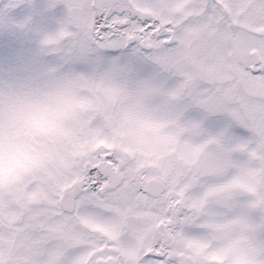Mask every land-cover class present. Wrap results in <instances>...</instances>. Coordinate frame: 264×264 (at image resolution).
I'll list each match as a JSON object with an SVG mask.
<instances>
[{"label": "snow or ice", "instance_id": "6c2138e0", "mask_svg": "<svg viewBox=\"0 0 264 264\" xmlns=\"http://www.w3.org/2000/svg\"><path fill=\"white\" fill-rule=\"evenodd\" d=\"M57 5L0 79V264H264V0Z\"/></svg>", "mask_w": 264, "mask_h": 264}, {"label": "rangeland", "instance_id": "374dc122", "mask_svg": "<svg viewBox=\"0 0 264 264\" xmlns=\"http://www.w3.org/2000/svg\"><path fill=\"white\" fill-rule=\"evenodd\" d=\"M9 3L10 0H0V79L34 73L51 59L38 55L33 34L16 28L15 24L31 15L33 28L52 31L62 16V6L47 9V0H24L16 7H6ZM208 119L218 120L220 117Z\"/></svg>", "mask_w": 264, "mask_h": 264}, {"label": "clouds", "instance_id": "9594fccd", "mask_svg": "<svg viewBox=\"0 0 264 264\" xmlns=\"http://www.w3.org/2000/svg\"><path fill=\"white\" fill-rule=\"evenodd\" d=\"M4 108H5V111L7 110V104L5 103V106H4Z\"/></svg>", "mask_w": 264, "mask_h": 264}]
</instances>
